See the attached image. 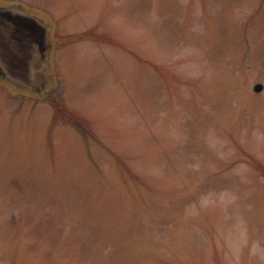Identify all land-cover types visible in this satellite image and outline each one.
I'll use <instances>...</instances> for the list:
<instances>
[{"label": "rangeland", "instance_id": "374dc122", "mask_svg": "<svg viewBox=\"0 0 264 264\" xmlns=\"http://www.w3.org/2000/svg\"><path fill=\"white\" fill-rule=\"evenodd\" d=\"M21 1L48 63L0 79V264H264V0Z\"/></svg>", "mask_w": 264, "mask_h": 264}, {"label": "water", "instance_id": "95a60500", "mask_svg": "<svg viewBox=\"0 0 264 264\" xmlns=\"http://www.w3.org/2000/svg\"><path fill=\"white\" fill-rule=\"evenodd\" d=\"M47 28L33 15L0 9V76L33 88L43 76L48 44ZM262 88L255 83L254 91Z\"/></svg>", "mask_w": 264, "mask_h": 264}, {"label": "flooded vegetation", "instance_id": "af4514ba", "mask_svg": "<svg viewBox=\"0 0 264 264\" xmlns=\"http://www.w3.org/2000/svg\"><path fill=\"white\" fill-rule=\"evenodd\" d=\"M0 9L6 10V9H11L16 12H22L25 14H30V15H35V17L41 21V18L37 16L32 9H30L27 5V3L24 1L22 2L21 0H0Z\"/></svg>", "mask_w": 264, "mask_h": 264}]
</instances>
